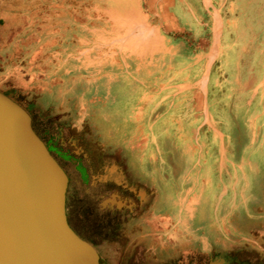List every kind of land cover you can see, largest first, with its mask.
<instances>
[{"label": "rangeland", "instance_id": "rangeland-1", "mask_svg": "<svg viewBox=\"0 0 264 264\" xmlns=\"http://www.w3.org/2000/svg\"><path fill=\"white\" fill-rule=\"evenodd\" d=\"M71 1L0 0V91L28 106L37 130L61 150L71 156L79 152L83 177L71 163L64 165L82 233L107 264L122 263L110 251L117 236L132 249L126 264H264L262 164L252 169L249 182L232 181V165L194 166L195 159L184 157L182 143L173 149L166 139L171 150L160 149L164 163L154 165L153 176V166L142 164L136 167L145 174L127 176L118 161L123 143L112 148L106 143L104 54L94 52L102 36L87 30L101 27L103 6L100 0ZM252 109L261 110L251 108L248 116L239 108L229 112L224 129L231 140L257 136L263 118L255 121ZM113 121L120 122V116ZM167 150L176 162L184 157L178 169ZM113 195L124 207L102 205ZM136 226L144 228L135 233Z\"/></svg>", "mask_w": 264, "mask_h": 264}, {"label": "crops", "instance_id": "crops-1", "mask_svg": "<svg viewBox=\"0 0 264 264\" xmlns=\"http://www.w3.org/2000/svg\"><path fill=\"white\" fill-rule=\"evenodd\" d=\"M100 1L102 25L87 30L102 36L94 52L104 54L106 143H123L118 161L127 176L145 174L138 164L153 166V176L154 165L164 163L160 149L171 150L166 139L173 149L182 143L194 166L232 165V181L249 182L258 164L264 174V0ZM256 106L252 118H263L257 136L231 140L224 129L229 112L248 116ZM167 151L173 168L183 163ZM117 238L110 251L126 264L132 249Z\"/></svg>", "mask_w": 264, "mask_h": 264}, {"label": "water", "instance_id": "water-1", "mask_svg": "<svg viewBox=\"0 0 264 264\" xmlns=\"http://www.w3.org/2000/svg\"><path fill=\"white\" fill-rule=\"evenodd\" d=\"M70 192L28 112L0 91V264H104Z\"/></svg>", "mask_w": 264, "mask_h": 264}, {"label": "flooded vegetation", "instance_id": "flooded-vegetation-1", "mask_svg": "<svg viewBox=\"0 0 264 264\" xmlns=\"http://www.w3.org/2000/svg\"><path fill=\"white\" fill-rule=\"evenodd\" d=\"M3 93V92H2ZM5 94V93H4ZM7 96H9L11 99H13L9 94H5ZM16 103H18L21 107H23L27 112L28 114L30 115L31 117V120H32V123H33V127L36 131V133L41 137V139L46 143L48 149L53 153V155L56 157V159L59 161V163L61 164V166L63 167V169L66 171V173L68 174L69 178H70V174L68 173V171L66 170L65 168V165H64V162H68V163H71L73 166H75V169L76 171L82 175V177L85 175L84 173V169L82 168V161L80 160V156L78 155L79 152L75 155H70L69 153H65L63 150H61L58 146H57V143H54V139L53 138H50L49 137V134H42L40 131L37 130L36 128V125H35V118L34 116L32 115V113L30 112V109L29 107H25L23 106L22 104H20L19 101L13 99ZM176 168L178 169V167L176 166ZM122 188L127 191V189L122 186ZM103 206H108V205H111V206H115L117 208H122L124 207L123 203L120 202L119 198L116 196V195H113L109 200L107 201H104ZM79 219H80V222H82V217L81 215L79 214ZM102 253V252H101ZM101 262L104 263V264H107L104 262L103 258L101 257ZM212 264H223L222 261H216V262H212Z\"/></svg>", "mask_w": 264, "mask_h": 264}]
</instances>
